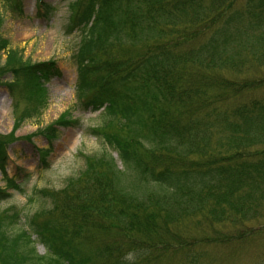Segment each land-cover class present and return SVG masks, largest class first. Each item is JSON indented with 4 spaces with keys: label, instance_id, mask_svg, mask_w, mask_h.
I'll list each match as a JSON object with an SVG mask.
<instances>
[{
    "label": "trees",
    "instance_id": "16d2710c",
    "mask_svg": "<svg viewBox=\"0 0 264 264\" xmlns=\"http://www.w3.org/2000/svg\"><path fill=\"white\" fill-rule=\"evenodd\" d=\"M12 1L22 15L23 0ZM66 30L82 33L79 105L119 126L88 133L125 169L110 153L88 155L65 188L40 191L52 206L23 217L30 229L18 206L0 212V264H213L209 247L263 235L264 0H71ZM58 75L56 60H25L0 32V83L13 86L16 109L0 133V202L23 191L7 174L8 149ZM57 124L79 120L40 132L55 137Z\"/></svg>",
    "mask_w": 264,
    "mask_h": 264
},
{
    "label": "rangeland",
    "instance_id": "374dc122",
    "mask_svg": "<svg viewBox=\"0 0 264 264\" xmlns=\"http://www.w3.org/2000/svg\"><path fill=\"white\" fill-rule=\"evenodd\" d=\"M70 1L43 0L54 8L47 13L40 10L39 0H23L24 15L21 16L11 9L12 0H0V32L10 41L11 46L19 47L25 60L39 62L53 59L61 69V75L53 77L45 85L48 89V106L40 116L22 122L16 131L19 139L9 149V160L6 164L8 175L14 177L24 190L22 192L10 189L12 195L0 202V212L17 205L22 213L18 224L20 228L27 227L23 218L25 215L52 206V202L40 191L45 189L59 192L69 184L71 178H76L85 168L88 155L110 153L119 168L125 169L117 151L104 139L95 137L87 130L89 127L101 125L107 126V129L110 126L117 129L119 126L113 121L104 124L108 121L105 111L84 110L78 103L74 51L81 33L75 31L66 34ZM11 78L4 76L2 80L10 82ZM11 87L12 89L9 85L0 83V132L3 134L11 132L15 123V97L12 93L13 86ZM19 104L24 107L26 102L19 101ZM59 119H78L79 124L55 125L57 135L52 138L40 132L54 125ZM120 133L126 135L123 131ZM39 148L48 149L45 157L47 166ZM130 175L136 178L135 174ZM74 184H70L74 188L70 189L69 194L74 195L78 190L79 185ZM88 184L82 182V185ZM5 186L6 182L0 170V187ZM36 249L39 254L46 253L45 246L40 242H37ZM208 251V258L213 264H264V234L254 235L253 239H248L240 245L213 246L209 247Z\"/></svg>",
    "mask_w": 264,
    "mask_h": 264
}]
</instances>
